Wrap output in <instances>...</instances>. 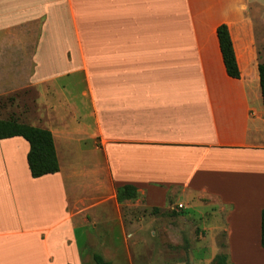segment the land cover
<instances>
[{
	"label": "crops",
	"instance_id": "0c3cea01",
	"mask_svg": "<svg viewBox=\"0 0 264 264\" xmlns=\"http://www.w3.org/2000/svg\"><path fill=\"white\" fill-rule=\"evenodd\" d=\"M104 3L0 0V53L34 47L32 73L7 88L28 87L39 123L25 122L51 131L59 163L58 172L35 178L29 142L0 139V264H95V252L112 264L131 260L118 199L126 185L149 207L173 198L186 214L207 215L206 227L228 230L231 263L245 264L234 236L244 254L255 229L262 247L264 102L255 27L264 21V0H148L143 17L142 5L138 13L125 0L111 9ZM127 18L138 23L126 29ZM223 23L240 78L224 64ZM181 195L188 204L178 202ZM190 203L196 209L188 212Z\"/></svg>",
	"mask_w": 264,
	"mask_h": 264
},
{
	"label": "rangeland",
	"instance_id": "374dc122",
	"mask_svg": "<svg viewBox=\"0 0 264 264\" xmlns=\"http://www.w3.org/2000/svg\"><path fill=\"white\" fill-rule=\"evenodd\" d=\"M94 1L105 4L106 0ZM125 1L127 7L136 8V12L141 5L144 6L145 12L142 17L149 8L148 0ZM141 1H144L145 4H138ZM117 2L118 0H109L110 9ZM262 9L264 12V8ZM131 15H135V13H131ZM125 21L126 29L133 28V24L138 23L131 18H127ZM141 23L142 26L148 25L149 19H144ZM255 29L257 35L255 41L259 47L258 62L264 63V21L258 22ZM152 43L162 42L160 38L155 39L154 37ZM237 43L241 47L240 38L237 39ZM14 49L15 53L12 48L0 53V119L39 123L38 117L35 115L37 111L34 109L35 107H32L34 102L30 101L27 93L28 87L17 91L7 88L10 80L11 82L16 79L22 81L32 73L34 47L30 46L29 53H22L19 47H14ZM9 62L19 63V67L13 69L6 67ZM138 193L136 198H125L121 203L128 231L132 234L131 253H133V258L126 261L116 260L113 264H233L227 253L229 249L227 229L218 228L212 231L206 227L208 224L205 221L207 215L190 216L186 214L184 208L177 207L173 198H171L173 204L170 206L149 207L144 202L143 194ZM177 199L178 202L189 203L185 196H178ZM202 201L214 203V200L209 198H202ZM195 209V205L190 203L188 212ZM238 235L237 233L233 238V247L238 250L239 256L243 257L245 264L252 263L253 259H264L261 257L264 256V251H261V249L264 250V247L259 248L255 229L249 231L245 240L247 242L245 244L247 250L244 252L246 256L242 253L244 245Z\"/></svg>",
	"mask_w": 264,
	"mask_h": 264
},
{
	"label": "trees",
	"instance_id": "16d2710c",
	"mask_svg": "<svg viewBox=\"0 0 264 264\" xmlns=\"http://www.w3.org/2000/svg\"><path fill=\"white\" fill-rule=\"evenodd\" d=\"M217 36L227 73L234 78L241 77L233 40L227 24L223 23L217 28ZM260 84L264 102V63L259 64ZM14 136L25 138L30 144L28 163L33 177H41L59 171V163L51 131L26 122L17 120L0 119V139ZM138 189L132 185H126L118 189V199L122 203L125 198H136ZM261 246L264 247V209L261 215ZM95 264H112L105 261L98 252L93 254Z\"/></svg>",
	"mask_w": 264,
	"mask_h": 264
},
{
	"label": "built area",
	"instance_id": "2783aa9c",
	"mask_svg": "<svg viewBox=\"0 0 264 264\" xmlns=\"http://www.w3.org/2000/svg\"><path fill=\"white\" fill-rule=\"evenodd\" d=\"M177 207L178 208H184L183 204H179Z\"/></svg>",
	"mask_w": 264,
	"mask_h": 264
}]
</instances>
